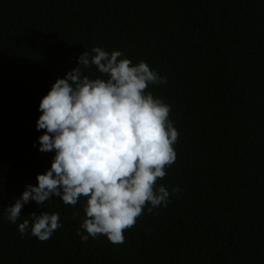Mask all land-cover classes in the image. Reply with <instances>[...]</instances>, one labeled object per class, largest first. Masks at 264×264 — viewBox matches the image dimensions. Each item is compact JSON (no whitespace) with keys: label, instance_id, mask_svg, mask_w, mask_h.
<instances>
[{"label":"trees","instance_id":"trees-1","mask_svg":"<svg viewBox=\"0 0 264 264\" xmlns=\"http://www.w3.org/2000/svg\"><path fill=\"white\" fill-rule=\"evenodd\" d=\"M93 47L166 76L147 91L179 133L157 181L169 203L145 207L122 244L81 240L84 198L6 216L54 157L39 151L41 99ZM43 211L62 227L43 242L21 236ZM0 264H264V0H0Z\"/></svg>","mask_w":264,"mask_h":264},{"label":"clouds","instance_id":"clouds-1","mask_svg":"<svg viewBox=\"0 0 264 264\" xmlns=\"http://www.w3.org/2000/svg\"><path fill=\"white\" fill-rule=\"evenodd\" d=\"M93 66L100 74L95 78L84 72ZM166 82L147 62L133 64L121 50L86 49L78 66L41 99L39 151L54 157L51 167L37 175L38 183L28 184L6 207L7 219L16 223L31 201L43 206L57 197L75 207L84 198L81 240L103 235L122 244L125 230L145 207L149 213L166 207L170 191L157 181L177 159L179 133L169 119L170 105L147 91L150 84ZM60 227L59 214L47 211L32 212L18 225L21 236L30 229L41 242Z\"/></svg>","mask_w":264,"mask_h":264}]
</instances>
